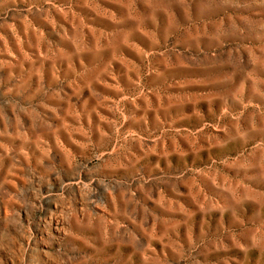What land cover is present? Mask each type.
Listing matches in <instances>:
<instances>
[{
    "label": "rangeland",
    "instance_id": "rangeland-1",
    "mask_svg": "<svg viewBox=\"0 0 264 264\" xmlns=\"http://www.w3.org/2000/svg\"><path fill=\"white\" fill-rule=\"evenodd\" d=\"M0 264H264V0H0Z\"/></svg>",
    "mask_w": 264,
    "mask_h": 264
}]
</instances>
